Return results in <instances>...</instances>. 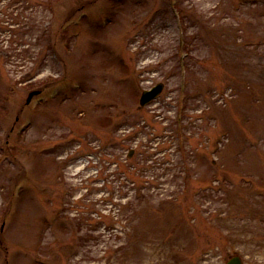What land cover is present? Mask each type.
<instances>
[{"label":"rangeland","instance_id":"1","mask_svg":"<svg viewBox=\"0 0 264 264\" xmlns=\"http://www.w3.org/2000/svg\"><path fill=\"white\" fill-rule=\"evenodd\" d=\"M235 255L264 264V0H0V264Z\"/></svg>","mask_w":264,"mask_h":264},{"label":"water","instance_id":"2","mask_svg":"<svg viewBox=\"0 0 264 264\" xmlns=\"http://www.w3.org/2000/svg\"><path fill=\"white\" fill-rule=\"evenodd\" d=\"M163 89V83H159L150 90H144L140 99L141 105L148 103ZM32 93L30 94V96ZM227 264H244L242 258L239 255H235L229 259Z\"/></svg>","mask_w":264,"mask_h":264},{"label":"bare ground","instance_id":"3","mask_svg":"<svg viewBox=\"0 0 264 264\" xmlns=\"http://www.w3.org/2000/svg\"><path fill=\"white\" fill-rule=\"evenodd\" d=\"M109 24H110V23H109ZM109 24H108V25H109ZM108 25H107V26H108ZM107 26H106V27H107Z\"/></svg>","mask_w":264,"mask_h":264}]
</instances>
